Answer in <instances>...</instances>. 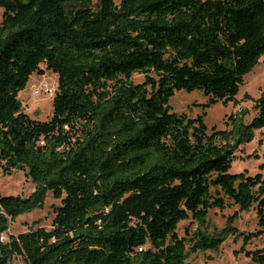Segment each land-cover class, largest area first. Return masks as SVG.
<instances>
[{
	"label": "trees",
	"instance_id": "trees-1",
	"mask_svg": "<svg viewBox=\"0 0 264 264\" xmlns=\"http://www.w3.org/2000/svg\"><path fill=\"white\" fill-rule=\"evenodd\" d=\"M0 169L34 183L0 193V264H187L191 253L264 234V163L230 172L235 151L264 127V91L227 116L204 121L212 104L234 100L243 75L264 56V0H0ZM57 75L49 118L23 111L18 94L33 73ZM134 73L144 79L134 82ZM207 101L191 117L174 112L176 90ZM60 200L50 229L3 241L9 219ZM237 210L208 232V212ZM254 208L259 228L239 231ZM197 224L190 237L178 224ZM186 233L189 228L186 227Z\"/></svg>",
	"mask_w": 264,
	"mask_h": 264
},
{
	"label": "rangeland",
	"instance_id": "rangeland-1",
	"mask_svg": "<svg viewBox=\"0 0 264 264\" xmlns=\"http://www.w3.org/2000/svg\"><path fill=\"white\" fill-rule=\"evenodd\" d=\"M118 2V0H115ZM93 3L96 0H92ZM3 8L0 6V22ZM44 68L42 74L33 73L27 85L18 94L22 109L31 117L45 120L50 117L52 112V98L57 88V75ZM134 82H141L144 75L134 73L132 76ZM46 84L49 88L45 90L42 86ZM42 87V88H40ZM264 91V56L260 57L257 64L246 72L239 84L238 92L233 101L223 104L217 102L206 109L204 121L208 132L212 128L227 129V116L231 113L245 110V121H250L256 114L253 105ZM207 101V97L200 90L187 92L183 89L176 90L169 99V104L174 112L185 113L191 117L200 113L201 108L198 104ZM254 139L240 146L234 153V159L231 162L229 171H246L249 174H255L259 171V165L264 163V127L254 131ZM34 190V183L27 177L22 170L15 169L12 173H4L0 169V193L26 196ZM60 204V200L54 198L50 192L46 194L42 207L32 209L29 212L18 215L14 220L9 219L7 230L3 233V241L8 236H16L21 232L34 230L39 227L44 229L51 228L52 218L54 216L53 207ZM237 210L236 206L227 205L223 210L212 209L208 212L206 229L208 232L219 230L223 227L226 216ZM239 231L251 232L259 228L254 208L239 213V217L234 222ZM186 227L189 233L185 232ZM197 224L191 220H184L178 224L177 233L179 236L190 237L196 229ZM243 239L235 240L229 237L217 250H207L191 253L187 258V264H257L245 254L242 249ZM246 249H264V234L253 237L246 245ZM11 264H21L20 256H13Z\"/></svg>",
	"mask_w": 264,
	"mask_h": 264
},
{
	"label": "built area",
	"instance_id": "built-area-1",
	"mask_svg": "<svg viewBox=\"0 0 264 264\" xmlns=\"http://www.w3.org/2000/svg\"><path fill=\"white\" fill-rule=\"evenodd\" d=\"M42 86L44 87L45 90H48V89H49V88L46 86V84H43ZM40 88H42V87H40ZM1 239L3 240V235H2V238H1Z\"/></svg>",
	"mask_w": 264,
	"mask_h": 264
}]
</instances>
